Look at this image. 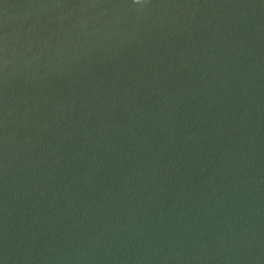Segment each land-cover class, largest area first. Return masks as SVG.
Here are the masks:
<instances>
[{
	"label": "water",
	"instance_id": "95a60500",
	"mask_svg": "<svg viewBox=\"0 0 264 264\" xmlns=\"http://www.w3.org/2000/svg\"><path fill=\"white\" fill-rule=\"evenodd\" d=\"M0 264H264V0H0Z\"/></svg>",
	"mask_w": 264,
	"mask_h": 264
},
{
	"label": "snow or ice",
	"instance_id": "6c2138e0",
	"mask_svg": "<svg viewBox=\"0 0 264 264\" xmlns=\"http://www.w3.org/2000/svg\"><path fill=\"white\" fill-rule=\"evenodd\" d=\"M142 2H143V0H135V3H137V4H140Z\"/></svg>",
	"mask_w": 264,
	"mask_h": 264
}]
</instances>
